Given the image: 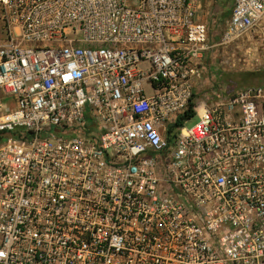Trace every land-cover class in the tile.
I'll list each match as a JSON object with an SVG mask.
<instances>
[{"label":"built area","instance_id":"obj_1","mask_svg":"<svg viewBox=\"0 0 264 264\" xmlns=\"http://www.w3.org/2000/svg\"><path fill=\"white\" fill-rule=\"evenodd\" d=\"M230 1L215 43L198 0H0V264H264V87L176 126L209 53L264 61Z\"/></svg>","mask_w":264,"mask_h":264},{"label":"rangeland","instance_id":"obj_2","mask_svg":"<svg viewBox=\"0 0 264 264\" xmlns=\"http://www.w3.org/2000/svg\"><path fill=\"white\" fill-rule=\"evenodd\" d=\"M198 20L208 26L210 41L220 40L231 12L230 0H198ZM204 70L194 88V103L204 108L248 86L264 87V61L261 50L249 42H241L209 53ZM198 123L193 117L185 122V128Z\"/></svg>","mask_w":264,"mask_h":264},{"label":"trees","instance_id":"obj_3","mask_svg":"<svg viewBox=\"0 0 264 264\" xmlns=\"http://www.w3.org/2000/svg\"><path fill=\"white\" fill-rule=\"evenodd\" d=\"M193 107H194V108L196 107L195 103H194V105H193V104L191 105L190 109L185 113L184 117H182V118L177 122V124H176L177 127H179V126H183V123H184L185 121H187V120H189V119H191V118H193V117L196 116L195 111L193 110ZM171 131H172V130L170 129V132H171Z\"/></svg>","mask_w":264,"mask_h":264},{"label":"crops","instance_id":"obj_4","mask_svg":"<svg viewBox=\"0 0 264 264\" xmlns=\"http://www.w3.org/2000/svg\"><path fill=\"white\" fill-rule=\"evenodd\" d=\"M202 110H203V108H201V107L198 108V106H196V107L194 108V111H195V114H196L195 117L198 118V121H199V114L202 112Z\"/></svg>","mask_w":264,"mask_h":264}]
</instances>
